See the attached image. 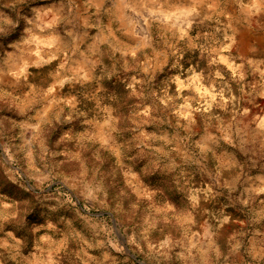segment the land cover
I'll use <instances>...</instances> for the list:
<instances>
[{
  "label": "rangeland",
  "instance_id": "rangeland-1",
  "mask_svg": "<svg viewBox=\"0 0 264 264\" xmlns=\"http://www.w3.org/2000/svg\"><path fill=\"white\" fill-rule=\"evenodd\" d=\"M0 264H264V0H0Z\"/></svg>",
  "mask_w": 264,
  "mask_h": 264
}]
</instances>
